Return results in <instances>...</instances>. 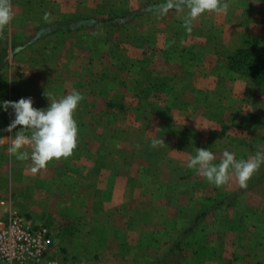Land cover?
Wrapping results in <instances>:
<instances>
[{"label": "crops", "instance_id": "crops-1", "mask_svg": "<svg viewBox=\"0 0 264 264\" xmlns=\"http://www.w3.org/2000/svg\"><path fill=\"white\" fill-rule=\"evenodd\" d=\"M11 3L14 18L0 29V101L31 97L44 108L72 88L84 99L72 155L35 172L7 151L20 126L9 132L14 111L0 110V217L13 210L47 226L51 254L85 264H264L262 189L236 192L235 178L216 186L187 167L196 148L216 163L231 148L246 159L229 100L249 84L231 75L230 57L264 46V3L230 0L227 14L190 24L182 0ZM90 19L105 22L73 27ZM221 79L226 90L215 98ZM214 102L226 109L218 122ZM154 137L165 143L151 146Z\"/></svg>", "mask_w": 264, "mask_h": 264}, {"label": "clouds", "instance_id": "clouds-1", "mask_svg": "<svg viewBox=\"0 0 264 264\" xmlns=\"http://www.w3.org/2000/svg\"><path fill=\"white\" fill-rule=\"evenodd\" d=\"M255 2L264 3V0ZM183 8L187 9L185 23L190 24L204 13L227 14L230 0H182L181 10ZM13 18L11 0H0V29L7 26ZM83 99L84 94L72 88L67 94L51 100L44 108L34 107L31 97L0 101V110L7 111L11 108L14 111V119L7 130L12 132L20 126L7 151L17 159L29 158L33 172L45 168L53 159L71 156L77 146L79 134L74 113ZM150 143L156 147L165 142L161 137H154ZM27 148L31 151L28 152ZM215 160V153L209 148H196L195 154L187 161V167L196 170L216 186H222L235 178L240 187L246 188L252 175L264 165V150H259L246 159H237L234 152L224 149L220 161L216 163Z\"/></svg>", "mask_w": 264, "mask_h": 264}, {"label": "built area", "instance_id": "built-area-1", "mask_svg": "<svg viewBox=\"0 0 264 264\" xmlns=\"http://www.w3.org/2000/svg\"><path fill=\"white\" fill-rule=\"evenodd\" d=\"M50 229L30 223L18 211L0 217V264H85L51 254Z\"/></svg>", "mask_w": 264, "mask_h": 264}, {"label": "rangeland", "instance_id": "rangeland-1", "mask_svg": "<svg viewBox=\"0 0 264 264\" xmlns=\"http://www.w3.org/2000/svg\"><path fill=\"white\" fill-rule=\"evenodd\" d=\"M241 49V48H240ZM252 49V48H251ZM239 49L236 50V52ZM260 54H262L264 56V46H259V48L257 49ZM231 66V64H230ZM231 70V75L232 76H242V78H244L247 82H248V92L246 94V96L244 97H240V96H236L233 95L231 96L230 100H229V104H230V108H231V124L232 126H236L237 129H244L246 131V134L244 136H246L247 139L240 141V143H245L243 147L239 146V142H236V139H233V141L236 142V146L237 147H241L242 149L240 150L242 155H245L246 158H248L249 156L255 155V153L259 150H264V133L263 132H256L257 130L260 131V129H264V100L262 101H258L255 102L253 101L254 97L253 95H256V93H260V94H264V90L262 89V87L258 86L257 84H255L254 82H252L250 79H248V77L244 76V75H240V73L236 72L235 70H232V68H230ZM226 87L223 86V80L221 79L218 82V85L215 87V90H213L216 94H215V98H217L220 93L225 92ZM227 102H225V105H227ZM222 105V103L219 102H214L211 103L210 106V110L208 112H211L212 116L215 118L214 120H216V122H218V117L221 119L222 114L226 113ZM245 110L249 111L248 114H246L243 117V112H245ZM224 111V112H223ZM242 113V114H241ZM218 116V117H217ZM217 117V118H216ZM242 117V118H241ZM219 126H217L216 124L214 125V129H218ZM224 129H227V127L223 126ZM233 128V127H232ZM235 129V128H233ZM232 143V142H231ZM229 151L234 152L235 155L237 153V150L235 148L234 149H230ZM244 158V157H242ZM264 168V165L261 166V168ZM264 171V170H263ZM259 181L257 183H255L254 185L250 183V185H248L246 188H237V191H244V190H251L256 188L263 191L264 193V174L262 175V177L260 179H258ZM239 194V193H236ZM242 194V193H240ZM256 197L252 196V199L254 200ZM234 248V247H232ZM243 264V263H241ZM247 264V263H246Z\"/></svg>", "mask_w": 264, "mask_h": 264}, {"label": "trees", "instance_id": "trees-1", "mask_svg": "<svg viewBox=\"0 0 264 264\" xmlns=\"http://www.w3.org/2000/svg\"><path fill=\"white\" fill-rule=\"evenodd\" d=\"M91 20V19H90ZM105 21H77L73 23V27L78 26L80 24H97ZM106 22H112L107 20ZM230 64L232 70L240 73V75H244L248 77L252 82L262 87L264 90V56L260 54L257 49L251 48H242L235 52L230 57ZM179 252V246H174V251Z\"/></svg>", "mask_w": 264, "mask_h": 264}]
</instances>
